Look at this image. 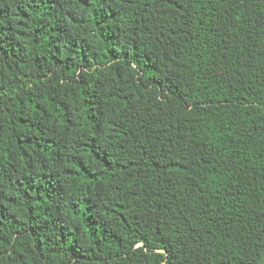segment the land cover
I'll return each mask as SVG.
<instances>
[{
  "label": "trees",
  "instance_id": "trees-1",
  "mask_svg": "<svg viewBox=\"0 0 264 264\" xmlns=\"http://www.w3.org/2000/svg\"><path fill=\"white\" fill-rule=\"evenodd\" d=\"M0 264H264V0H0Z\"/></svg>",
  "mask_w": 264,
  "mask_h": 264
}]
</instances>
